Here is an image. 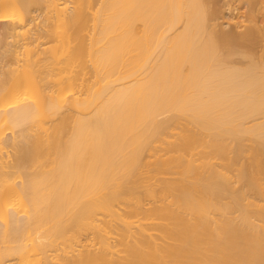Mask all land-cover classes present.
I'll return each instance as SVG.
<instances>
[{
	"label": "bare ground",
	"instance_id": "bare-ground-1",
	"mask_svg": "<svg viewBox=\"0 0 264 264\" xmlns=\"http://www.w3.org/2000/svg\"><path fill=\"white\" fill-rule=\"evenodd\" d=\"M223 1L0 0V264H264V22Z\"/></svg>",
	"mask_w": 264,
	"mask_h": 264
},
{
	"label": "rangeland",
	"instance_id": "rangeland-1",
	"mask_svg": "<svg viewBox=\"0 0 264 264\" xmlns=\"http://www.w3.org/2000/svg\"><path fill=\"white\" fill-rule=\"evenodd\" d=\"M239 1H240V3H239ZM239 1L236 3L235 0H229L228 2L232 3V6H233V5L240 4L239 6L242 7V6H243L242 4H243L244 0H239ZM261 1L263 2V3H262V5H263V4H264V0H258L257 5H256L255 7H253V8H250V9H249V12L251 11L250 13H253L254 15L256 14L255 16H257L260 20H263V22H264V19H263L264 17H262V15H264V13H261L262 10H263L264 8H263V6L261 5ZM218 2H219V3H218L219 6H221V5H223V2H224V1H223V0H220V1H219V0H218ZM233 2H234V3H233ZM220 4H221V5H220ZM230 5H231V4H230ZM261 6H262V7H261ZM244 7H245V5L243 6V9H242V10H244V9L246 8V7H245V8H244ZM257 8H258V10L256 11ZM259 8H260V9H259ZM247 9H248V8H247ZM261 9H262V10H261ZM244 11H245V10H244ZM247 11H248V10H247ZM263 12H264V11H263ZM261 17H262V18H261ZM219 22H220V21H219ZM221 22H222V20H221ZM228 27H229V26L227 25L226 28H228ZM9 40L13 42L15 39H14L13 37H11Z\"/></svg>",
	"mask_w": 264,
	"mask_h": 264
}]
</instances>
